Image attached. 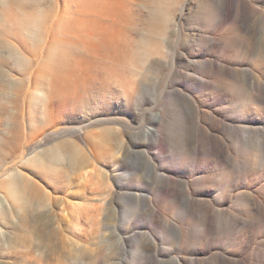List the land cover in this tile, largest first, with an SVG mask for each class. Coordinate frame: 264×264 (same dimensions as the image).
Returning a JSON list of instances; mask_svg holds the SVG:
<instances>
[{
    "label": "rangeland",
    "instance_id": "rangeland-1",
    "mask_svg": "<svg viewBox=\"0 0 264 264\" xmlns=\"http://www.w3.org/2000/svg\"><path fill=\"white\" fill-rule=\"evenodd\" d=\"M26 41L46 63L17 108L0 86V184L39 193L0 207V264H264V0H0L12 79ZM60 142L75 168L38 155Z\"/></svg>",
    "mask_w": 264,
    "mask_h": 264
},
{
    "label": "bare ground",
    "instance_id": "bare-ground-1",
    "mask_svg": "<svg viewBox=\"0 0 264 264\" xmlns=\"http://www.w3.org/2000/svg\"><path fill=\"white\" fill-rule=\"evenodd\" d=\"M34 25H36V23ZM40 29L41 27L39 26L38 31L30 32L27 28V25H25V21H24L23 32L26 35H28L31 40L37 42L41 40V35L44 32L45 28H43L44 29L43 32H41ZM26 43L28 47L26 45L22 46L23 49L12 46V47H8L7 50L4 51V54L10 59L11 65L20 71L19 75L21 77L19 79H12L4 72L3 69H0V86H2V88L6 90L9 89L13 90L14 97L10 100L11 104L13 105V108H17L18 106L17 103L20 102L23 96L25 97V95H27V93L29 92V87L30 86L32 87V84L37 81V78H35L36 75L32 69L34 68L38 70L39 63H46V57H44V53H45L44 46L32 47L27 41ZM0 57H3L1 53H0ZM3 64L4 61H1L2 66ZM46 99L47 96H44L43 101ZM11 118L13 119L12 125H9L11 129L10 130L11 136L9 139L4 138L6 140L3 139V144L1 146L2 147L1 151L5 153V157H3L4 160L8 158H15L19 148L21 146L22 147L27 146L26 144L29 142V140L26 138H25L26 142L21 141L22 140L20 135L21 126L19 124L22 123L21 122L19 123L18 116H14V117L12 116ZM6 125H8V123H6ZM21 128L24 130L23 127ZM41 141L42 139L38 142V145H40L43 142ZM64 145H69V144H66L65 142L57 143L54 146H52L49 151L46 152H43L42 150L39 151L38 155L42 157L43 161H47L50 164L53 162V159L61 160V158L65 156L66 158H68L69 166L75 168L78 165L79 155L76 153V151L73 148ZM38 147L39 146H36V149ZM32 153H35V150L30 152V154ZM5 171H7L5 172L6 175H9L7 174L9 173V171L8 170ZM17 182H18V176L16 174L15 175L13 174L11 175L8 182L4 184H0V207L3 208L2 219L6 218L7 222L9 223H12L14 220L13 207H12L13 204L18 202L20 199L30 198V196H32L31 194H33L32 197H36L39 193L38 189L35 188L34 185H32V182L30 180L28 179L23 180L20 183V186L18 187L16 185ZM36 189L37 191H35ZM17 221H20V219ZM9 237H10L9 232L6 231V227L0 225V238H3V242L0 241V243H3V245L6 246L7 248L11 247L13 244V242L9 240Z\"/></svg>",
    "mask_w": 264,
    "mask_h": 264
}]
</instances>
